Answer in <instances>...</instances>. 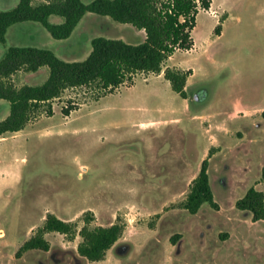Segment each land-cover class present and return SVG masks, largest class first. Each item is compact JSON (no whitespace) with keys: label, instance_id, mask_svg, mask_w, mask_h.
<instances>
[{"label":"rangeland","instance_id":"rangeland-1","mask_svg":"<svg viewBox=\"0 0 264 264\" xmlns=\"http://www.w3.org/2000/svg\"><path fill=\"white\" fill-rule=\"evenodd\" d=\"M12 1H0V10L15 7ZM135 32L89 13L67 41L24 21L8 27L0 59L10 46H34L80 61L92 38L143 42ZM192 38V49L176 51L165 63L192 70L187 99L163 75L144 73L98 100L91 86L69 88L51 102V116L44 105L23 132L0 140L1 164L16 171L9 178L0 172V264H264V221L235 207L249 187L264 192V109H257L264 107V0H211L209 9L198 10ZM48 73L47 66L18 71L10 81L40 85ZM70 105L64 116L61 109ZM8 113V101L0 99V120ZM211 133L222 150L211 153L208 165L218 207L206 202L190 214L181 204L204 149L211 148ZM49 213L74 223V237L47 232V251L16 257ZM114 222L124 231L103 260L79 255L84 224Z\"/></svg>","mask_w":264,"mask_h":264},{"label":"trees","instance_id":"trees-1","mask_svg":"<svg viewBox=\"0 0 264 264\" xmlns=\"http://www.w3.org/2000/svg\"><path fill=\"white\" fill-rule=\"evenodd\" d=\"M18 0L15 7L0 10V42L5 41L9 26L24 22L41 23L55 39L68 38L81 18L87 13L107 16L118 23L130 24L145 32V39L130 44L117 38L103 36L91 39V51L80 61H64L51 50L34 46H10L0 59V99L9 103L8 115L0 120V136L22 130L30 119L47 105L45 112L53 114L51 102L61 96L64 90L91 86L96 89L95 100L113 93L124 83H132L138 73L159 74L169 82L172 91L186 98L185 84L191 69L182 70L166 66V61L178 50L193 48L192 31L199 9L207 10L211 0ZM50 16L62 18L61 23H51ZM220 35V25L214 28ZM47 66L49 73L40 85L24 84L16 87L10 77L18 71L34 72ZM73 105L61 109L68 116ZM201 161L198 174L192 179L189 191L181 207L190 214L199 211L203 203L217 209L208 175L209 156ZM264 182V166L261 168ZM235 207L250 212L253 221H264V192L249 187L236 200ZM124 225L114 222L110 225L90 227L84 224L78 234L81 237L77 252L90 262L101 261L106 252L118 241ZM58 232L73 238L76 227L70 221L62 220L49 213L44 222L18 248L15 255L38 249L47 251L49 242L44 235ZM176 238H172L174 241Z\"/></svg>","mask_w":264,"mask_h":264},{"label":"crops","instance_id":"crops-1","mask_svg":"<svg viewBox=\"0 0 264 264\" xmlns=\"http://www.w3.org/2000/svg\"><path fill=\"white\" fill-rule=\"evenodd\" d=\"M0 1H5V0H0ZM35 1V0H34ZM38 1H41V0H38ZM17 3H18V0H13L12 1V4H14V6H16L17 5ZM33 3H36V2H33ZM89 13H91V12H87L82 18H81V20L78 22V24L76 25V27L74 28V30L72 31V33H71V35L68 37V38H66V39H63V40H69L71 37H72V35H73V33H75V31H76V29H77V27H78V25H79V23L83 20V18L87 15V14H89ZM92 14H94V15H98V14H95V13H92ZM99 16H102V15H99ZM51 17V16H50ZM49 17V18H50ZM103 17H107V16H103ZM19 23H22V22H19ZM122 24H124V23H122ZM126 25V24H125ZM130 25V24H129ZM133 27V26H132ZM134 28V27H133ZM135 30H136V32L135 33H137L140 37H143V41H144V39H145V32H144V30H142V29H136V28H134ZM7 32V31H6ZM117 39H121V40H123V41H125V39H123V38H117ZM126 42V41H125ZM131 44V43H130ZM169 60V59H168ZM167 60V61H168ZM171 67V66H170ZM180 69H182V70H187V69H183V68H180ZM149 74H151V73H149ZM151 75H163V70L159 73V74H151ZM193 75V72L188 76V78H187V80H186V84H185V87L187 86V84H188V82H189V80H190V78H191V76ZM185 92H186V90H185ZM186 94H187V97L186 98H184V99H187L188 98V93L186 92ZM182 98V97H181ZM241 110V111H243V112H246L247 110H242L241 108H236L235 110ZM257 109H261V110H263L264 109V107H260V108H257ZM235 112L234 111H232V112H230L229 113V115L231 116L232 114H234ZM195 120H197V119H200V115H193L192 116ZM178 120V118H173V122L174 123H178L179 124V122L177 121ZM148 123V122H147ZM147 123L145 124V125H147ZM27 126L28 125H26L22 130H20V131H18V132H16V133H13V134H5L4 136H0V140H2V141H7L8 140V138L10 137V136H14V135H17L18 133H21V132H23L26 128H27ZM213 129V133L215 134V133H217L218 131L217 130H214V128H212ZM201 130L203 131V133L206 135V132L209 130V129H206V128H204L203 126L201 127ZM213 133H211L210 134V137H211V140H210V142H209V144L211 145V148H205L204 149V151H203V153H202V156H201V159L205 156V154H206V157H207V155H208V152H209V150H207V149H211V153L213 152V155H216V154H219V153H221V149H219L218 147H217V143H216V140L214 139V134ZM206 137H207V135H206ZM3 156V155H2ZM210 156H211V154H210ZM209 156V157H210ZM205 157V158H206ZM22 160H23V158H21ZM204 159V158H203ZM202 159V160H203ZM208 160H209V158H208ZM2 162L0 161V172H6V174H7V177L9 178L10 176H11V174H9V172H16L15 171V169L13 168V167H11V166H9V165H2L1 164ZM22 163H25V161L24 162H22ZM167 170H170L171 172H174V166H171L169 169H167Z\"/></svg>","mask_w":264,"mask_h":264}]
</instances>
